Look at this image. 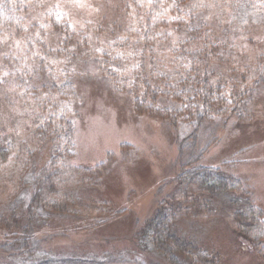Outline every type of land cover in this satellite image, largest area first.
Masks as SVG:
<instances>
[{"label": "rangeland", "instance_id": "1", "mask_svg": "<svg viewBox=\"0 0 264 264\" xmlns=\"http://www.w3.org/2000/svg\"><path fill=\"white\" fill-rule=\"evenodd\" d=\"M195 1L202 6L201 12L213 35L221 41L219 48L228 47L223 58L228 61L227 66L232 64L240 76L246 75L245 84L253 86L257 80L250 73L257 67L264 29L225 31L231 25L234 0ZM126 2L48 0L38 15H29L26 26L29 32L22 39L11 33L0 35V92H3L0 94V150L10 149V143L16 145V151L0 153V263L26 260V255L16 253L14 246L9 250L7 247L17 242L16 238L19 242L27 240L28 231L22 225H26L28 206L36 204V226L32 234L40 245L32 253L34 256H30L32 260L53 258L61 264L90 261L167 264L164 254L140 244L138 232L152 215L157 200L175 186L167 184L158 193L165 181L175 179L180 164L178 145L166 122L137 112L132 91L120 87L123 76L137 63L148 69L150 53L147 51L146 58L140 60L123 48V53H128L123 70L107 62L109 65H105L112 73L109 76L103 73L102 61L109 48L104 31L112 30L123 19ZM52 19L59 23L64 20L78 41H70L64 34L59 37ZM108 24L112 26L105 28ZM169 31L170 40L166 44L171 46L181 41L179 34ZM41 48L45 49L43 55H39ZM166 49L164 52L155 45L152 53L169 65L166 60L171 58L167 52L170 47ZM58 50L74 52V60L65 58L66 53ZM105 60L106 57L104 63ZM259 64L264 69V61ZM28 66L33 67L29 74L35 68L46 70L48 77L54 73L60 77L68 67L75 77L78 95L65 107L76 118L74 156L65 161L73 170L64 173L63 183L52 178L45 183L40 170L50 158L51 142L33 134L34 118L30 115L45 110L46 97L56 99L60 91L37 89L41 84L31 74L34 84L19 85V74ZM29 89L37 92L35 95L25 92ZM226 93L232 96L234 91ZM250 110L249 121L240 122L233 117L224 126L217 127L218 140L204 152L201 163L219 166L224 174L246 182V193L264 216V91L254 96ZM24 148L32 151L33 156H23ZM26 165L33 166L32 173L25 172ZM49 186L53 187L49 189ZM36 190L40 192L37 196ZM178 196L183 213L177 217L178 231L213 250L217 255L216 264H264L258 248L237 235L232 210L225 203L217 202L212 208L209 205L211 210L204 211L195 204L198 199L185 203Z\"/></svg>", "mask_w": 264, "mask_h": 264}, {"label": "trees", "instance_id": "2", "mask_svg": "<svg viewBox=\"0 0 264 264\" xmlns=\"http://www.w3.org/2000/svg\"><path fill=\"white\" fill-rule=\"evenodd\" d=\"M46 1L48 0H0V35L11 33L13 37L22 39V35L25 36L29 32L26 29L29 15L32 13L38 15ZM133 8L135 11L132 10ZM123 9L126 10L123 19L114 26L112 24L105 26L109 28L111 25L112 30L104 31L107 33L109 48L104 55L107 60L104 63L103 58L102 61L105 71L103 73L108 76L112 73L111 69L106 67L109 65L107 62L123 70L124 59L128 55L123 53V48H127L131 54L133 53L134 58L140 60L146 58L147 51L150 53L148 69L144 64L137 63L127 71L126 76H123L125 79L121 81L120 87L132 91L134 109L137 112L148 113L166 122L173 131L178 145L180 162L174 181H165L158 193H162L163 188L170 183L175 185L174 188L165 197L157 200L152 215L140 226L138 232L140 244L146 249L159 252L160 255L164 254L167 264L217 263V255L213 250L200 246L195 240L188 239L178 231L177 217L183 214L178 196L180 194L185 203L189 202V199L193 201L198 199L195 204L204 211L211 210L209 205L212 208L217 206V202L225 203L232 210L237 235L253 248H258V254L264 258V216L255 201L246 193V182L224 174L219 166L201 163L204 152L218 140L215 137L217 127L224 126L233 117L240 122L251 119V101L258 91H264V69L259 64L261 60L264 61V35L260 40L261 51L257 58L259 63L256 62V69L250 73L257 81L253 86H248L245 84V74L240 76L232 64L230 67L227 66L228 61L223 58L228 47L219 48L221 41L213 35L201 12L203 8L199 2L128 0V4L126 2ZM230 20L231 25L225 31H244L250 27L264 29V0H234V12ZM51 23L59 37L62 38L64 34L68 40L78 41V37L73 34L64 20L59 23L52 19ZM169 29L179 34L181 38V41L171 46L166 44L170 40ZM130 36L132 38H129ZM130 39L135 40L130 42ZM155 45L157 48L161 47L164 52L167 50L166 47H170L167 52L171 54V58L166 60L169 65L164 60H158L157 54L152 53ZM41 50L39 55H43L45 51L42 48ZM58 52L66 53L65 58L70 57L73 60L75 58L74 52L67 53L64 50ZM30 66L24 68L25 73L24 69L21 70L19 85L29 87L34 84L30 78L31 75H35L36 82L38 85L41 84L37 89L62 92H59L56 99L46 97L45 110L30 115L34 118L33 134L40 140L50 139L51 142L50 158L40 170L45 183L48 184V179L51 178L63 183L64 173L73 170V167L66 165L65 161L74 156L73 136L76 118L70 116L65 107H68L71 98L75 99L78 95L75 89V77L69 72L68 67L64 68L66 70L63 69L61 78L55 73L48 77L46 70L36 71L35 68L34 73L30 75L29 69L33 68ZM25 76L29 77L23 78ZM113 86L118 87L115 84ZM33 89L35 90L36 86ZM226 91H234V93L229 96ZM25 92L35 95L37 91L29 89ZM0 94L2 95L3 92L1 91ZM61 95L68 96L62 98ZM11 96H15L14 93ZM15 146L10 143L8 146L10 149H1L0 153L3 154L4 151L7 153L9 150L14 152ZM28 150L24 148L23 156L29 158L33 156V152ZM58 166L67 170L63 172ZM32 167L26 165L25 172L31 171ZM52 187L49 186V189ZM36 193L35 196L40 194L39 190H36ZM57 194L61 195L60 191ZM39 200L37 198V202ZM37 206L36 204L28 206L26 225H22L23 230L26 233L28 231L27 240L19 242L16 238L17 242L7 247L9 250L10 246H14L16 253L26 255V260L12 264L60 263L53 258L37 262L30 257L34 256L32 253L40 245L39 240H35L32 234L36 226ZM80 264L104 263L90 261Z\"/></svg>", "mask_w": 264, "mask_h": 264}]
</instances>
